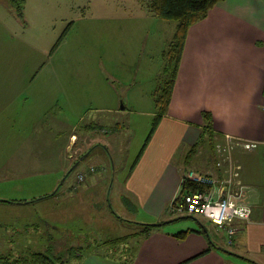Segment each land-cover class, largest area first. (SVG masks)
Segmentation results:
<instances>
[{
    "label": "rangeland",
    "instance_id": "rangeland-1",
    "mask_svg": "<svg viewBox=\"0 0 264 264\" xmlns=\"http://www.w3.org/2000/svg\"><path fill=\"white\" fill-rule=\"evenodd\" d=\"M19 1L17 15L10 0H0V197L37 198L56 184L75 188L86 207L68 219V243L82 247V258L119 264L130 257L128 249L101 242L135 229L123 220H149L122 179L150 130L160 52L174 22L149 14L147 0ZM90 123L100 128H83ZM86 143L106 144V154L99 147L87 154ZM211 149L212 164L188 171L210 172L219 157L214 143ZM180 157L176 153L172 161ZM251 164L262 181L260 153ZM24 211L0 208V254L49 248L50 234L61 249L63 234L50 226L45 231L42 217L26 229ZM164 216L182 229L201 225L226 243L224 231L202 217L175 219L168 209Z\"/></svg>",
    "mask_w": 264,
    "mask_h": 264
},
{
    "label": "crops",
    "instance_id": "crops-1",
    "mask_svg": "<svg viewBox=\"0 0 264 264\" xmlns=\"http://www.w3.org/2000/svg\"><path fill=\"white\" fill-rule=\"evenodd\" d=\"M173 29L174 25L171 34ZM111 109L114 108L99 110ZM203 111L210 115L214 142L228 136L255 143L251 149L229 150L231 161L239 165L236 180L242 187L240 201L249 205L251 211L247 219L233 221L236 229L230 244L226 240L225 244L219 243L215 232L213 238L209 236L211 243L226 251L212 246L202 233L194 231L177 239L174 233L183 229L180 224L170 225V218L164 216L184 173L189 169L202 172L212 164L209 156L212 146L200 135ZM152 112L153 107L151 115ZM197 140L200 142L195 152L186 157ZM176 153L181 157L172 161ZM259 153L264 162V0H219L201 19L187 27L166 112L122 179L142 213L149 217L141 222L159 225L140 234L133 221L126 222L135 229L121 243L130 257H122L124 261L119 264H264V176L262 182L257 169L250 165ZM228 164L224 159L218 168L213 164L209 170L223 175ZM83 179H86L84 174ZM60 186L54 185L50 194L43 192L37 198L0 197V208L25 206L21 219L26 229L35 228L42 217L45 231L50 226L68 239V235H73L66 225L68 219L79 216L77 210L86 206L78 190ZM37 201L40 205L27 210ZM30 211L33 213L27 214ZM187 228L195 227L184 229ZM77 264L103 263L83 257Z\"/></svg>",
    "mask_w": 264,
    "mask_h": 264
},
{
    "label": "trees",
    "instance_id": "trees-1",
    "mask_svg": "<svg viewBox=\"0 0 264 264\" xmlns=\"http://www.w3.org/2000/svg\"><path fill=\"white\" fill-rule=\"evenodd\" d=\"M219 0H147L146 8L149 13L161 20L165 21H173L174 29L171 34L170 39L166 43L164 50L161 52L162 64L160 70L158 72L159 82L157 87L153 91V112L150 120V130L149 133L144 139L142 143V147L146 142L148 136L152 132L153 128L156 126L158 120L161 118L163 114L166 112L167 104L170 98L171 88L173 85V81L176 74L177 65L179 62L180 53L183 46V40L185 37V33L187 27H189L195 21L201 19L209 8L213 6ZM10 3L16 8L17 15H20V8L18 4L19 0H10ZM201 118L203 119V128L200 133L203 140H206V143H209L210 146L214 143L213 134L210 131V115L207 111H203L201 113ZM84 129H99L100 127L97 124H87L83 127ZM206 130H209L208 132ZM202 139L199 138L200 141ZM199 140L195 141L192 148L189 149L186 157L192 155L195 152L197 145L199 144ZM101 148L104 153L106 152V148L100 143H92L86 149L87 154L91 153L95 148ZM141 147V148H142ZM141 149L139 150V152ZM138 152V153H139ZM137 155L134 157L132 164L137 159ZM106 154V153H105ZM185 157V158H186ZM70 170L66 171L65 176L68 174ZM196 186L191 184L184 176L181 179V183L179 186V190L177 194L174 196V200H176L180 194L185 191L193 190ZM58 188V187H57ZM57 190V189H56ZM169 206V205H168ZM168 209V207L166 208ZM117 217V216H116ZM190 217L195 219L196 216L192 215H177L175 219ZM128 222V220H123ZM138 226V233L146 234L151 229L155 228L159 225V223H136L132 222ZM163 223V222H161ZM214 225V224H212ZM216 227V225H214ZM203 226H199L196 228H187L183 230H179L174 233V236L177 239H181L188 231H194L197 233H202L207 242L210 244L209 235L206 229ZM218 228V227H216ZM219 229V228H218ZM61 236V234H59ZM129 235H121L118 237H114L113 239H108L102 241L101 243H111L115 242L116 245L122 243L124 240L128 238ZM62 243L60 246L61 249H57V246L61 245H52L54 238L51 234L49 236V248H44L42 250H30L25 254H20L17 257H12L10 255L0 254V264H77L78 261L82 258V247L77 244L68 243L69 239L65 235H62ZM73 242V239H71ZM58 242V241H57ZM213 246L214 243H211ZM204 249L202 252H205Z\"/></svg>",
    "mask_w": 264,
    "mask_h": 264
},
{
    "label": "built area",
    "instance_id": "built-area-1",
    "mask_svg": "<svg viewBox=\"0 0 264 264\" xmlns=\"http://www.w3.org/2000/svg\"><path fill=\"white\" fill-rule=\"evenodd\" d=\"M255 143L236 140L228 136L222 137L221 141L214 142V149L219 157L214 162L218 168L220 162L227 159L230 163L229 150L234 147L251 149ZM228 164L227 171L223 175L212 172L205 174L186 171L184 178L196 187L174 197L169 202L168 211L177 215H192L202 217L219 229L224 231L226 242L230 244L235 232L233 221L235 219H247L250 214V207L240 201L241 185L236 180V169L238 166ZM91 171L92 168H89ZM76 179L81 180L82 175L76 174Z\"/></svg>",
    "mask_w": 264,
    "mask_h": 264
},
{
    "label": "water",
    "instance_id": "water-1",
    "mask_svg": "<svg viewBox=\"0 0 264 264\" xmlns=\"http://www.w3.org/2000/svg\"><path fill=\"white\" fill-rule=\"evenodd\" d=\"M70 170V169H69ZM203 230H204V228H203ZM214 247H216L217 249H220V250H223V251H226L224 248H222V247H220V246H218V245H213Z\"/></svg>",
    "mask_w": 264,
    "mask_h": 264
}]
</instances>
